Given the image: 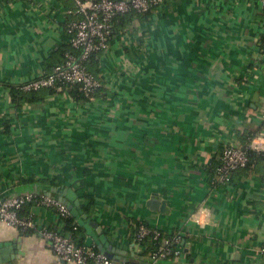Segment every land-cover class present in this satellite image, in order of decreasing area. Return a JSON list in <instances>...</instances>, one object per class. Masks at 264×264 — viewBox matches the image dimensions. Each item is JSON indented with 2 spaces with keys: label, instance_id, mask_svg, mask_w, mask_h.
I'll return each instance as SVG.
<instances>
[{
  "label": "crops",
  "instance_id": "0c3cea01",
  "mask_svg": "<svg viewBox=\"0 0 264 264\" xmlns=\"http://www.w3.org/2000/svg\"><path fill=\"white\" fill-rule=\"evenodd\" d=\"M73 8L72 0H0V201L71 189L124 252L120 264L150 263L134 241L140 223L181 234V254L165 264H264V158L212 184L222 144L264 145L260 1L165 0L159 11L132 14L91 63L103 99L83 103L64 91L15 106L5 83L45 72L44 60L68 43ZM84 194L94 197L91 212ZM28 209L38 226L63 228L56 210ZM5 248L4 264H72L37 230L0 223Z\"/></svg>",
  "mask_w": 264,
  "mask_h": 264
},
{
  "label": "built area",
  "instance_id": "2783aa9c",
  "mask_svg": "<svg viewBox=\"0 0 264 264\" xmlns=\"http://www.w3.org/2000/svg\"><path fill=\"white\" fill-rule=\"evenodd\" d=\"M25 1L31 7L36 6L38 2V0ZM72 1L74 8L69 11L72 19L67 23L65 33L69 46L78 53L65 52L63 61L55 65L49 73H39L18 86L20 90L28 92L53 88L56 85L61 87L63 84H77L87 98L83 103H89L95 99L96 90L102 88V81L98 75L87 69L84 62L90 55L108 49L110 38L114 32V19L130 13L142 15L153 10L159 11L164 7L165 0ZM259 1L264 14V0ZM256 58L263 65L261 68L258 67L259 71L264 72V55L261 43L258 44ZM261 118L264 124V107L261 110ZM255 155L264 158V145L252 142L222 144L212 184L216 186L228 183L232 173L247 167L254 160ZM28 203L53 208L64 218L70 216L65 205L57 198L45 193L24 192L8 196L0 201V223L15 227L21 232L37 230L57 257L72 264H120L95 250L94 246L76 245L68 236H64L52 228L38 226L32 212L28 215H21L20 210ZM147 238L157 242L156 250L150 254L151 264L170 257L177 258L181 254L182 248L179 246L181 234L162 236L158 228L145 223L138 224L134 241L141 243Z\"/></svg>",
  "mask_w": 264,
  "mask_h": 264
},
{
  "label": "trees",
  "instance_id": "16d2710c",
  "mask_svg": "<svg viewBox=\"0 0 264 264\" xmlns=\"http://www.w3.org/2000/svg\"><path fill=\"white\" fill-rule=\"evenodd\" d=\"M147 14L148 13H146L144 15H147ZM131 16H132V13L116 17L114 19V27H115V25L118 26V25H122V24H125L126 22L131 21ZM67 51H71V52L73 51L75 53H78V51H75L74 49H72L68 43L58 47L57 49H55L51 53V55L49 57H47L44 60V65L46 66L45 73H49L55 65L61 63L64 59V53ZM95 55L96 54L90 55L89 58L84 63L86 65L87 69L91 73L97 75L96 68H93L91 66L92 65L91 63L93 62V59L95 58ZM253 65L254 64H250V66H253ZM5 85L8 89V93H9L11 103L14 104L15 106H21V105L28 104V103L44 101L48 95H53V94H56L57 92L61 93L64 91H67L72 98H74L75 100H78L80 102H83L87 99L86 96L83 94V92L79 89V86L77 84H63V85H61V87L60 86L58 87V85H56V87H53V88H43V89H39V90H35V91H28V92L20 90L19 86H18L19 84L5 83ZM96 95L103 99L105 97V92H103L100 88V89L96 90L95 97H96ZM2 132L3 133L10 132V124H9L8 120H4ZM244 144H247V142H244ZM256 158H263V157L255 155L253 157V159H256ZM218 163L219 162L217 161V164ZM217 164L215 165V167L217 166ZM215 167L213 169V174H214ZM42 192H43V190H42ZM36 193L41 194V192H36ZM51 196L56 198V196H54L52 194H51ZM83 197H84L83 208L87 212H91L92 207L94 205V201H95L94 197L90 194H84ZM29 206H38V205L28 203L27 205H25L22 208V210H20V214L21 215H28L30 213V211L28 209ZM40 207H43V206H40ZM60 218H61L63 225H64L63 228L61 230H58L55 228H52V229L63 234L64 236H68L70 239H72L74 241V243L76 245H85L82 238H80V236H78V232H79L80 228L77 225L73 224V218L71 216H68L66 218L60 216ZM29 231H31V230H29ZM29 231H27V232H29ZM27 232H22V233L26 234ZM161 233H162V236H172L174 234H179L178 232H174L172 234H167V233H164L162 231H161ZM141 244L144 246L143 255L144 256L147 255V258H149V261L151 264L152 262H151L150 254L156 250L157 242L147 238L144 241H142ZM173 246H175V245H173ZM179 246L181 247V243L179 244ZM94 249L97 250V248L95 246H94ZM165 261L166 260H159L156 264H165ZM123 264H130V263H123Z\"/></svg>",
  "mask_w": 264,
  "mask_h": 264
},
{
  "label": "water",
  "instance_id": "95a60500",
  "mask_svg": "<svg viewBox=\"0 0 264 264\" xmlns=\"http://www.w3.org/2000/svg\"><path fill=\"white\" fill-rule=\"evenodd\" d=\"M261 67H263V65L260 64L259 68ZM257 100H258V93L255 92L252 98V103H255ZM54 191L55 193H57L56 198L65 205V207L70 213V216L74 218V225L77 224L79 227L83 228L85 234L84 244L86 246H95L97 250L101 252L104 256L114 259L120 263L119 261L120 255L124 254V252L108 243L98 223L93 219L89 218L88 215L82 211L76 193L71 189H67L64 187L56 188ZM41 193H45L48 196L51 195L50 191H43ZM147 204L153 210L162 209L163 207L159 204L158 200L156 199H150L147 202ZM21 240H22V236H19L16 239L15 245L16 248L18 249L20 248ZM6 250L7 248L0 249V264H4L6 261H8V256L5 255ZM17 253L21 254L22 252L17 250ZM13 255L12 257H14ZM140 264H150V263L141 262Z\"/></svg>",
  "mask_w": 264,
  "mask_h": 264
},
{
  "label": "rangeland",
  "instance_id": "374dc122",
  "mask_svg": "<svg viewBox=\"0 0 264 264\" xmlns=\"http://www.w3.org/2000/svg\"><path fill=\"white\" fill-rule=\"evenodd\" d=\"M253 70V71H256V68H251L250 71Z\"/></svg>",
  "mask_w": 264,
  "mask_h": 264
},
{
  "label": "clouds",
  "instance_id": "9594fccd",
  "mask_svg": "<svg viewBox=\"0 0 264 264\" xmlns=\"http://www.w3.org/2000/svg\"><path fill=\"white\" fill-rule=\"evenodd\" d=\"M201 219H203V214H202V216H201Z\"/></svg>",
  "mask_w": 264,
  "mask_h": 264
}]
</instances>
